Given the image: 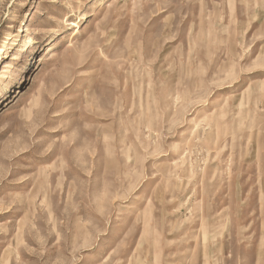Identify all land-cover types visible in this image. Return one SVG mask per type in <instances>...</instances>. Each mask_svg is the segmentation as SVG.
<instances>
[{
    "label": "rangeland",
    "instance_id": "374dc122",
    "mask_svg": "<svg viewBox=\"0 0 264 264\" xmlns=\"http://www.w3.org/2000/svg\"><path fill=\"white\" fill-rule=\"evenodd\" d=\"M0 264H264V0H0Z\"/></svg>",
    "mask_w": 264,
    "mask_h": 264
}]
</instances>
